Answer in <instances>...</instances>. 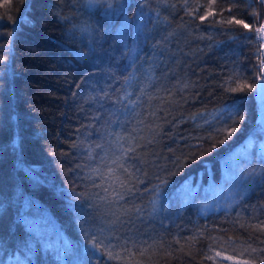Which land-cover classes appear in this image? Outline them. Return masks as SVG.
Instances as JSON below:
<instances>
[{
  "label": "trees",
  "instance_id": "16d2710c",
  "mask_svg": "<svg viewBox=\"0 0 264 264\" xmlns=\"http://www.w3.org/2000/svg\"><path fill=\"white\" fill-rule=\"evenodd\" d=\"M262 21L261 0H0V264H79L93 237L120 259L92 264H264Z\"/></svg>",
  "mask_w": 264,
  "mask_h": 264
},
{
  "label": "snow or ice",
  "instance_id": "6c2138e0",
  "mask_svg": "<svg viewBox=\"0 0 264 264\" xmlns=\"http://www.w3.org/2000/svg\"><path fill=\"white\" fill-rule=\"evenodd\" d=\"M262 2H264V0H262ZM125 3H126V0H89L90 5H103L106 15L122 13L124 11ZM212 3L214 4L215 0H212ZM229 11H231V9H229ZM209 14L215 15V13L211 11V9L209 11ZM253 14L258 15L257 13H253ZM206 18H207L206 15L201 16V19H206ZM216 22H218V23H225L226 22L228 24H231L234 22L238 25H242L245 29H248L249 31L253 30L249 24L244 23L242 20H236L235 18L228 19L226 21L221 20V21H216ZM255 31L257 33L262 34L260 38L264 39V25H261L260 27L255 28ZM247 87L251 88L252 86L248 85ZM256 89L258 90V92L261 96V99H264V80H261L260 83H258L256 85ZM233 90H235V89H233ZM240 119L243 120V117H241ZM235 131H237V129L234 127L231 128L230 130H227L228 136H230ZM221 142H223V141H221ZM131 151H134V149L129 148V149L125 150V158H127L126 153L131 152ZM115 162L116 161H114V163ZM119 166L121 168H124V171L126 173H128L129 177L132 176V173L129 172L128 168L124 167L123 163H120ZM117 179H118V183H119L120 188L125 189L129 192L131 191L130 188H127V184L123 179H119V178H117ZM109 187H112V186L110 185ZM113 191L115 192V189H113ZM115 197H117L119 199H123V193L122 192H115ZM262 230H264V229H262ZM116 246L117 245H115V244L106 245L103 240H100L96 237H93V238H91L90 246L85 248L83 259L79 262V264H92V262L94 260L99 262L100 258L102 256H107L108 260H119L120 259V253H114V251H113V249ZM63 251L67 252L68 251L67 247H65ZM31 254H32V248H31V246H28L24 250V257H25L24 260H21L20 256L16 255L13 259V264H31ZM244 264H247V261H245Z\"/></svg>",
  "mask_w": 264,
  "mask_h": 264
},
{
  "label": "rangeland",
  "instance_id": "374dc122",
  "mask_svg": "<svg viewBox=\"0 0 264 264\" xmlns=\"http://www.w3.org/2000/svg\"><path fill=\"white\" fill-rule=\"evenodd\" d=\"M261 2H262V0H261ZM262 4H263V2H262ZM261 25H264V21L261 22L260 26ZM261 35L262 34H260V37H261ZM261 42H263V44H262V56H261L262 60H261L260 68H261V80H264V39H261ZM258 101L261 104L260 114H259V121L262 124V126L264 127V99H261L260 94H259Z\"/></svg>",
  "mask_w": 264,
  "mask_h": 264
},
{
  "label": "bare ground",
  "instance_id": "6f19581e",
  "mask_svg": "<svg viewBox=\"0 0 264 264\" xmlns=\"http://www.w3.org/2000/svg\"><path fill=\"white\" fill-rule=\"evenodd\" d=\"M261 44H263V42H261Z\"/></svg>",
  "mask_w": 264,
  "mask_h": 264
}]
</instances>
